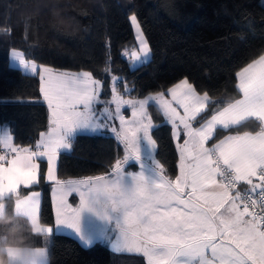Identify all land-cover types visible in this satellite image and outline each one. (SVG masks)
Instances as JSON below:
<instances>
[{
    "label": "snow or ice",
    "instance_id": "obj_1",
    "mask_svg": "<svg viewBox=\"0 0 264 264\" xmlns=\"http://www.w3.org/2000/svg\"><path fill=\"white\" fill-rule=\"evenodd\" d=\"M129 19L139 48L123 55L130 66H144L151 48L137 15ZM10 55L39 77L49 116L32 145L18 143L8 125L0 130V214L14 197V214L47 239L54 229L42 222L41 193L22 194L46 181L55 228L70 231L85 248L107 243L145 264H264V54L236 73L238 98L226 102L198 92L186 78L139 98L132 95L135 85L116 75L105 99L104 82L90 71L57 70L15 49ZM150 108L158 109L162 125ZM162 126H170L178 154L174 178L158 158L155 133ZM108 133L117 145L108 171L59 175L60 157L79 136ZM74 194L78 203L69 200ZM48 258L46 246H34L27 264Z\"/></svg>",
    "mask_w": 264,
    "mask_h": 264
},
{
    "label": "trees",
    "instance_id": "obj_2",
    "mask_svg": "<svg viewBox=\"0 0 264 264\" xmlns=\"http://www.w3.org/2000/svg\"><path fill=\"white\" fill-rule=\"evenodd\" d=\"M132 14L151 48L150 63L135 68L123 55L137 49ZM13 49L57 70L92 72L104 82V97L111 95L116 75L134 84L132 95L139 98L163 91V78L168 87L186 78L198 92L226 102L238 98L236 73L264 54V0H0V126L14 128L18 143L32 145L46 130L49 111L39 78L10 66ZM149 111L162 125L158 109ZM155 138L158 158L174 178L178 154L170 126L160 127ZM116 155L111 135H81L70 154L60 157L59 175L103 174ZM30 191L42 193V222L54 225L51 185L44 181L22 194ZM5 203L14 215V197ZM19 222L33 246L48 247L49 264H145L143 257L114 253L105 243L85 248L69 235H55L48 245L25 219Z\"/></svg>",
    "mask_w": 264,
    "mask_h": 264
},
{
    "label": "clouds",
    "instance_id": "obj_3",
    "mask_svg": "<svg viewBox=\"0 0 264 264\" xmlns=\"http://www.w3.org/2000/svg\"><path fill=\"white\" fill-rule=\"evenodd\" d=\"M19 218L24 217L7 212L0 214V264H27L31 258L34 246L29 242ZM28 229L31 231L29 221ZM10 251L16 254L15 259L9 255Z\"/></svg>",
    "mask_w": 264,
    "mask_h": 264
},
{
    "label": "crops",
    "instance_id": "obj_4",
    "mask_svg": "<svg viewBox=\"0 0 264 264\" xmlns=\"http://www.w3.org/2000/svg\"><path fill=\"white\" fill-rule=\"evenodd\" d=\"M12 51V50H11ZM11 51H10V53H11ZM17 51H19V50H17ZM20 52H22V51H20ZM10 53H9V64H10V66L12 67V68H15V69H18V70H20L23 74H25V75H29V76H33L32 74H30V73H26L20 66H19V64H18V62H16V61H14L12 58H11V55H10ZM24 54V53H23ZM26 58V57H25ZM133 67V66H132ZM135 67H137V66H134L133 68H135ZM37 77V76H36ZM39 78V77H38ZM166 80V84H164L162 81V87H163V91H167V89L168 88H170V87H168V85H167V83H168V79L167 78H165ZM163 80V79H162ZM172 87V86H171ZM42 95V94H41ZM42 98H43V96H42ZM102 98H105V99H108V98H110V96H108V97H104V94H103V96H102ZM168 98H170V97H168ZM45 102V101H44ZM45 104H46V102H45ZM47 105V104H46ZM125 114L126 115H130V111H126L125 112ZM2 127L3 126H0V130H2ZM109 135H111L110 133H108ZM89 135H96V134H89ZM60 160V159H59ZM58 165H59V162H58ZM132 170H137L136 169V167L135 166H133V168H132ZM48 183V182H47ZM48 184H50V183H48ZM41 193V192H40ZM40 200H41V208H42V201H43V195H42V193H41V196H40ZM69 200H70V202H73V203H78V197H75V194H74V196L73 197H70L69 198ZM52 204H53V200H52ZM53 209H54V217H55V208H54V205H53ZM22 219H25V218H22ZM26 221H27V219H25ZM28 222V221H27ZM52 227H53V229H54V231H53V233L50 235V236H48L47 237V239H45V237L44 236H39V237H42V238H44L45 239V241H46V243L49 245L50 244V242H51V240H52V238H53V236H55V235H69V236H72V237H74L75 239H77L75 236H74V234H72L70 231H68V230H64V229H56L55 228V223H54V225H52ZM78 240V239H77ZM80 243V242H79ZM99 243V242H98ZM81 244V243H80ZM105 244H107V243H105ZM108 245V244H107ZM109 246V245H108ZM109 248L111 249V247L109 246ZM47 249H48V247H47ZM111 251L112 252H114V253H118V254H126V253H119V252H115V251H113L112 249H111ZM48 252H49V250H48ZM129 255H136V254H129ZM137 256H139V255H137ZM142 257V256H141ZM47 264H49V258H48V261H47Z\"/></svg>",
    "mask_w": 264,
    "mask_h": 264
},
{
    "label": "rangeland",
    "instance_id": "obj_5",
    "mask_svg": "<svg viewBox=\"0 0 264 264\" xmlns=\"http://www.w3.org/2000/svg\"><path fill=\"white\" fill-rule=\"evenodd\" d=\"M133 27V26H132ZM133 30H134V34H135V38H136V32H135V29H134V27H133ZM137 41V40H136ZM138 48H139V44H138V41H137V49L136 50H138ZM150 57H151V55H150ZM150 57L148 58V59H150ZM166 79L165 78H163V80H162V82L164 83V84H166V81H165Z\"/></svg>",
    "mask_w": 264,
    "mask_h": 264
}]
</instances>
